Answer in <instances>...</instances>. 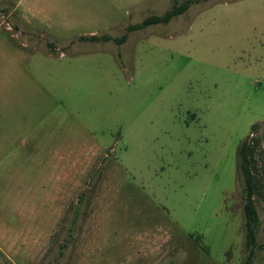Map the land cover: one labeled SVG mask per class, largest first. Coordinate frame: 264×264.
I'll return each mask as SVG.
<instances>
[{"label": "rangeland", "instance_id": "obj_1", "mask_svg": "<svg viewBox=\"0 0 264 264\" xmlns=\"http://www.w3.org/2000/svg\"><path fill=\"white\" fill-rule=\"evenodd\" d=\"M17 1L0 0V264H242L236 153L255 123L264 264V0L133 32L185 0Z\"/></svg>", "mask_w": 264, "mask_h": 264}, {"label": "trees", "instance_id": "obj_2", "mask_svg": "<svg viewBox=\"0 0 264 264\" xmlns=\"http://www.w3.org/2000/svg\"><path fill=\"white\" fill-rule=\"evenodd\" d=\"M196 2H198V0H185L179 4L174 3L172 7L162 16H148L139 24L127 26L126 32L138 31L149 26L168 24L173 18L184 14L190 6ZM109 40L114 42L116 45H121L126 41V35H123L120 38L112 39L104 36L98 37L96 35H90L80 36L77 39L78 42L88 43H96L100 41L106 42ZM47 47L50 52H56L52 43H47ZM258 126L259 123H255L250 127L248 135L240 142L236 153V172L240 185L239 196L242 199L243 215L244 256L242 264L251 263L254 249L256 247V236L259 223V217L254 201V196L258 191V183L254 165L255 148L253 146L255 141L253 134L256 132Z\"/></svg>", "mask_w": 264, "mask_h": 264}, {"label": "crops", "instance_id": "obj_3", "mask_svg": "<svg viewBox=\"0 0 264 264\" xmlns=\"http://www.w3.org/2000/svg\"><path fill=\"white\" fill-rule=\"evenodd\" d=\"M25 0H18L15 8H20L23 4H24ZM32 6V5H31ZM27 6H24V10L27 14L29 13H33L35 15H38V13H42L40 11H34L31 9H26ZM35 8V6H32ZM23 13V12H22ZM5 100L3 99V92L2 90L0 91V158L4 155H6V153L13 154L14 153V145H15V139H14V132H15V119L14 116L11 119V124H12V132L10 133V135H6V131H5V127H3V124L6 123V119L3 116V106H4ZM194 117V115H192ZM17 122H19V120H16ZM17 128H18V123H17ZM63 154L64 152H57L56 154ZM49 155L52 156V152H49ZM0 171H4L3 168H0Z\"/></svg>", "mask_w": 264, "mask_h": 264}]
</instances>
